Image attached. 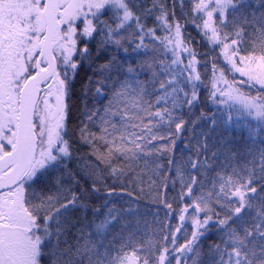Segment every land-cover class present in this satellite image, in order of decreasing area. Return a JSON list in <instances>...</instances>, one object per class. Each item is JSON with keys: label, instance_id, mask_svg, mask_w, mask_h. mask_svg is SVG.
<instances>
[{"label": "snow or ice", "instance_id": "1", "mask_svg": "<svg viewBox=\"0 0 264 264\" xmlns=\"http://www.w3.org/2000/svg\"><path fill=\"white\" fill-rule=\"evenodd\" d=\"M0 264H264V0H0Z\"/></svg>", "mask_w": 264, "mask_h": 264}]
</instances>
